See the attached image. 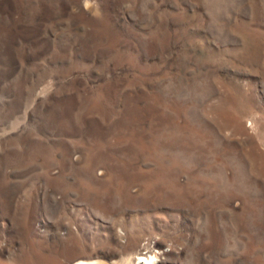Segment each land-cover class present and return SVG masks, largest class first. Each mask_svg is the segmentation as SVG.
<instances>
[{"label": "rangeland", "instance_id": "1", "mask_svg": "<svg viewBox=\"0 0 264 264\" xmlns=\"http://www.w3.org/2000/svg\"><path fill=\"white\" fill-rule=\"evenodd\" d=\"M264 264V0H0V264Z\"/></svg>", "mask_w": 264, "mask_h": 264}, {"label": "bare ground", "instance_id": "2", "mask_svg": "<svg viewBox=\"0 0 264 264\" xmlns=\"http://www.w3.org/2000/svg\"><path fill=\"white\" fill-rule=\"evenodd\" d=\"M157 256L152 249H149L146 245L138 246L135 250L134 256L126 258L121 264H156ZM68 264H104L102 262L94 261H81L77 260Z\"/></svg>", "mask_w": 264, "mask_h": 264}]
</instances>
